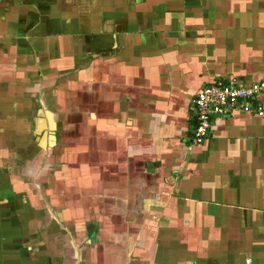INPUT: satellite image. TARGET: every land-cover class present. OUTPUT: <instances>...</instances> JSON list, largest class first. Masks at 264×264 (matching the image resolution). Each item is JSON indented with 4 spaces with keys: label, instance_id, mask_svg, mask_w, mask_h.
<instances>
[{
    "label": "crops",
    "instance_id": "0c3cea01",
    "mask_svg": "<svg viewBox=\"0 0 264 264\" xmlns=\"http://www.w3.org/2000/svg\"><path fill=\"white\" fill-rule=\"evenodd\" d=\"M262 79L264 0H0V264H264V115L189 110Z\"/></svg>",
    "mask_w": 264,
    "mask_h": 264
},
{
    "label": "built area",
    "instance_id": "2783aa9c",
    "mask_svg": "<svg viewBox=\"0 0 264 264\" xmlns=\"http://www.w3.org/2000/svg\"><path fill=\"white\" fill-rule=\"evenodd\" d=\"M264 91V79L249 85H237L217 80L207 83L191 98L189 110L195 119L190 144L201 143L207 136L215 117L229 116L235 111H252L264 115L258 95Z\"/></svg>",
    "mask_w": 264,
    "mask_h": 264
}]
</instances>
